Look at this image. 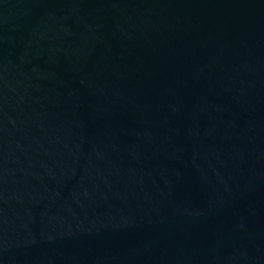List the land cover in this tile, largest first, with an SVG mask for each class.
Wrapping results in <instances>:
<instances>
[{
    "label": "water",
    "instance_id": "obj_1",
    "mask_svg": "<svg viewBox=\"0 0 264 264\" xmlns=\"http://www.w3.org/2000/svg\"><path fill=\"white\" fill-rule=\"evenodd\" d=\"M0 264H264V0H0Z\"/></svg>",
    "mask_w": 264,
    "mask_h": 264
}]
</instances>
